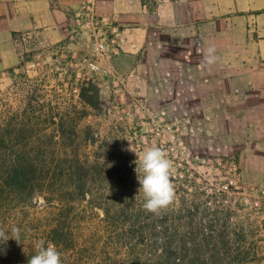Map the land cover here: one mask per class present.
I'll list each match as a JSON object with an SVG mask.
<instances>
[{
  "label": "trees",
  "instance_id": "trees-1",
  "mask_svg": "<svg viewBox=\"0 0 264 264\" xmlns=\"http://www.w3.org/2000/svg\"><path fill=\"white\" fill-rule=\"evenodd\" d=\"M21 91L17 110L0 112V228H20L22 243L0 244V264H28L41 239L62 264H264V224L246 230L231 216L202 214L200 198L212 196L172 177L173 202L147 212L132 156L77 152L78 121L102 105L91 79L79 81L74 113L35 82Z\"/></svg>",
  "mask_w": 264,
  "mask_h": 264
},
{
  "label": "rangeland",
  "instance_id": "rangeland-1",
  "mask_svg": "<svg viewBox=\"0 0 264 264\" xmlns=\"http://www.w3.org/2000/svg\"><path fill=\"white\" fill-rule=\"evenodd\" d=\"M143 2L154 9L157 0ZM98 7L95 0L96 18L106 22L98 23L101 32L95 33L104 39L103 53L95 50V40H89L93 28L71 33L74 14L80 8L72 14L69 34L59 42H51L41 29L14 38L12 63L0 66V112L16 111L21 85L35 82L55 108L67 107L74 113L79 81L91 79L102 105L100 110H88L78 121V153L87 154L89 160L102 156L103 160L120 161L130 155L136 161V153L125 149L141 152L161 147L173 163L172 178H180L189 191L196 185L212 196L200 198L202 214L231 216L244 221L246 230L264 224V185L245 179L239 151L226 136L229 124L213 122L206 91L177 78L172 83L163 69L145 67L139 74L133 72L131 64L121 59L124 51L117 44L114 17L102 14ZM51 127L42 126L48 133Z\"/></svg>",
  "mask_w": 264,
  "mask_h": 264
},
{
  "label": "crops",
  "instance_id": "crops-1",
  "mask_svg": "<svg viewBox=\"0 0 264 264\" xmlns=\"http://www.w3.org/2000/svg\"><path fill=\"white\" fill-rule=\"evenodd\" d=\"M80 4L0 0V66L12 63L20 34L41 29L51 42L66 38ZM98 4L114 17L121 59L133 72L163 69L172 83L177 78L206 91L213 122L229 124L226 136L239 151L245 179L264 185V0H157L154 9L141 0ZM209 46L219 59L206 66Z\"/></svg>",
  "mask_w": 264,
  "mask_h": 264
},
{
  "label": "clouds",
  "instance_id": "clouds-1",
  "mask_svg": "<svg viewBox=\"0 0 264 264\" xmlns=\"http://www.w3.org/2000/svg\"><path fill=\"white\" fill-rule=\"evenodd\" d=\"M214 46L206 48L203 64L214 65L219 57L216 56ZM136 153L137 160L135 172L140 184L139 193H143V208L150 213L159 214L166 209L174 200L175 189L172 182L173 163L167 157V153L161 147H148L136 152L132 147L125 149ZM14 239L21 244V230L13 226L10 231L0 228V244L6 245L7 241ZM41 239L35 243L36 253L29 257L28 264H62L61 254L52 243ZM6 254V248L0 249Z\"/></svg>",
  "mask_w": 264,
  "mask_h": 264
},
{
  "label": "built area",
  "instance_id": "built-area-1",
  "mask_svg": "<svg viewBox=\"0 0 264 264\" xmlns=\"http://www.w3.org/2000/svg\"><path fill=\"white\" fill-rule=\"evenodd\" d=\"M96 16L97 15L95 12V0H82V5L80 9L78 10V12L74 14L75 26L74 29L71 30V33L77 35L78 31H83L84 28L85 29L93 28V30L89 35L92 38L89 37V40L92 39L95 40L96 42L94 44L95 50L99 53H103L106 51V45L104 44V39L101 38L98 39L97 34L101 32L100 31L101 29L98 27V25L105 22V20L102 19L99 21L97 20Z\"/></svg>",
  "mask_w": 264,
  "mask_h": 264
}]
</instances>
